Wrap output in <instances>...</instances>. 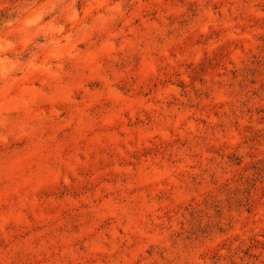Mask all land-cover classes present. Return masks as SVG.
Wrapping results in <instances>:
<instances>
[{"label":"rangeland","instance_id":"rangeland-1","mask_svg":"<svg viewBox=\"0 0 264 264\" xmlns=\"http://www.w3.org/2000/svg\"><path fill=\"white\" fill-rule=\"evenodd\" d=\"M0 264H264V0H0Z\"/></svg>","mask_w":264,"mask_h":264}]
</instances>
